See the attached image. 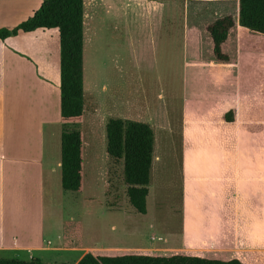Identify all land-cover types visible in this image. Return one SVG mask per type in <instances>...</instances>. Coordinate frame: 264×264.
<instances>
[{"label":"rangeland","instance_id":"obj_1","mask_svg":"<svg viewBox=\"0 0 264 264\" xmlns=\"http://www.w3.org/2000/svg\"><path fill=\"white\" fill-rule=\"evenodd\" d=\"M227 14L236 20L224 44L230 60L219 61L207 26ZM215 87L220 97L208 105ZM84 89V120L67 126L84 137L83 188L73 191L63 188L57 166L61 137L57 142L56 132L63 130L58 91L47 84L36 87L24 75L21 86L13 88L32 124L41 117L55 121L45 125L43 150L31 124L27 135L16 138L23 148L18 154L30 165L11 185L15 192L8 200L7 230L17 234L19 243L43 246L33 251L35 257L49 264H74L87 251L169 255L188 246L184 227L193 228L197 221H222L243 228L242 233L254 225L245 173L230 165H198L200 187L190 195L197 221L186 217L184 208L186 155L235 142L231 122L223 119L227 111L234 109L243 125L250 112L255 119L264 109V35L240 25L239 0H87ZM111 118L149 122L154 128L146 214L129 201L123 162L107 153ZM42 159L46 170L39 179L33 162ZM51 165L57 167L55 173H50ZM242 233L232 232V241L239 243ZM60 243L77 244L60 252L55 250ZM208 256L239 257L249 264L235 253ZM0 258L31 259L27 249L0 251Z\"/></svg>","mask_w":264,"mask_h":264},{"label":"crops","instance_id":"obj_2","mask_svg":"<svg viewBox=\"0 0 264 264\" xmlns=\"http://www.w3.org/2000/svg\"><path fill=\"white\" fill-rule=\"evenodd\" d=\"M2 1H5V3H1ZM8 1H13V3ZM42 2L43 0H0V27L12 28L18 25L32 16ZM1 7L3 8L1 9ZM23 75L26 81L36 87L43 88L47 84V86L58 91L60 107L58 118L63 129L60 101V34L57 27L38 28L30 32L20 31L17 35L10 36L4 40L0 39V251L27 249V252L30 253V258H32L35 256L33 251L40 250L43 246L19 243L17 234L9 233L7 230L8 200L10 201L14 197L13 194L15 192L11 185H14V181H17L18 177L23 175L21 169L27 170L30 165V161H25L18 154L23 148L20 147L16 138L18 136L21 137L24 132L27 135L31 124L34 128V133L40 134L41 148L43 150L42 140L45 125L55 121L50 120L51 118L48 117H41L36 120L35 124H32V119L27 114L26 106L20 101L18 94L13 93V88L17 89L21 86V77ZM213 92L210 100L207 99L209 101L208 105H212L220 97L219 89L215 87ZM35 106L39 107V104L35 103ZM204 111L199 112V114L208 115ZM242 122L243 125H241L240 118L236 115L234 122L230 124L234 130L235 137L233 141L235 142L225 145V147H216L213 150L203 149L200 151L195 149L192 153L186 155V163L183 170L186 182L184 183V208L186 217L188 215L195 217L193 208L195 204L194 200H191L190 195L197 189V186L200 187L199 178L202 175L198 170V165L212 162H217L221 166L223 164L225 167L230 165L245 173L248 181L246 190L249 203H247V206L249 213L256 215L254 225L248 227L242 233L243 228L227 226L222 221H216L213 225L200 224L195 217L197 221L195 227H184L186 229L184 233L186 241L184 243L189 244L187 247L182 246L181 250L183 251H179V253L204 256L211 254L231 256V253H235L243 255L249 264H264V109H261L259 117L255 114V119L252 112H250L249 117H246ZM57 124L59 123L57 122ZM59 128L56 132L57 142H59V137L62 134V132L60 134ZM53 135H55L54 132ZM223 148L228 151L216 154L217 152H222L219 150ZM24 150L27 151L28 146ZM53 152L54 149L52 148L51 153ZM33 163L37 164L38 178L44 179L46 170L44 159ZM57 166L61 167V159L59 160V158ZM50 169V173L57 171L55 165H51ZM236 231L242 233L240 242L237 244L231 239L236 237L231 235L232 232L235 234ZM197 238L201 239L202 243L193 245V243L188 242L189 239ZM208 239L211 241H207ZM231 243H235V245ZM76 244L60 243V246L55 247V250L60 252L69 251ZM82 257L83 255L74 264Z\"/></svg>","mask_w":264,"mask_h":264},{"label":"trees","instance_id":"obj_3","mask_svg":"<svg viewBox=\"0 0 264 264\" xmlns=\"http://www.w3.org/2000/svg\"><path fill=\"white\" fill-rule=\"evenodd\" d=\"M87 0H43L32 16L18 25L0 27V39L38 28L59 29L60 34V101L61 179L66 190L81 191L84 183V137L80 130H70V123L84 120V12ZM164 1V0H150ZM239 23L255 34L264 35V0H239ZM236 20L230 14L218 17L207 26L213 54L219 61H229L224 51ZM235 110L223 114L234 122ZM107 153L123 162L124 180L130 203L140 213L148 211L149 185L154 161L155 132L152 124L124 118H111L106 125ZM0 264H49L40 257L30 260L0 258ZM67 264V263H59ZM76 264H245L238 257L223 259L200 254L175 252L102 254L88 251Z\"/></svg>","mask_w":264,"mask_h":264}]
</instances>
